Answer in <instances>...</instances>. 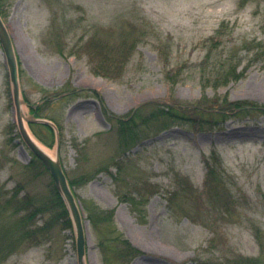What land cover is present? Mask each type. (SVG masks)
Wrapping results in <instances>:
<instances>
[{
    "label": "rangeland",
    "instance_id": "1",
    "mask_svg": "<svg viewBox=\"0 0 264 264\" xmlns=\"http://www.w3.org/2000/svg\"><path fill=\"white\" fill-rule=\"evenodd\" d=\"M0 3L23 92L42 106L43 115L56 120L52 118L54 126H61L63 143L46 145L27 122L30 131L61 159L69 177L94 174L75 189L84 212L85 264H200L234 255H262L264 264V114H236L239 110L232 107L226 111L229 116L217 117L219 125L210 126L193 111L214 108L226 99L264 105V50L260 54L255 46H264V0ZM131 24L142 38L125 57L124 69L109 78L94 73L90 40L95 29L113 33L102 40L117 49L119 33ZM220 24L224 29L218 36ZM212 37L220 46L211 61L234 47L239 52L233 64L243 72L218 87L205 84L201 72ZM206 64L211 65L206 71L215 69L214 63ZM76 88L83 93L46 100ZM153 102L182 107L194 119L152 132L130 151H120L116 118H131L136 109ZM24 106L29 115L30 106ZM13 108L0 42V182L6 190L21 184L23 193L44 195L53 179L48 172L32 181L26 165L35 154L18 134ZM76 140L84 143V151L75 147ZM211 168L221 176L212 184L223 187L228 208L217 206L223 196L211 201L207 194ZM142 196L147 197L144 204L134 203L133 198ZM84 199L114 208L113 229L93 224ZM48 217L46 213L44 220ZM121 238L140 252L128 257L120 249ZM2 259L0 264H79L76 231L56 224L40 244Z\"/></svg>",
    "mask_w": 264,
    "mask_h": 264
},
{
    "label": "trees",
    "instance_id": "2",
    "mask_svg": "<svg viewBox=\"0 0 264 264\" xmlns=\"http://www.w3.org/2000/svg\"><path fill=\"white\" fill-rule=\"evenodd\" d=\"M0 12L2 13L1 8ZM131 25L133 27H130L128 30L124 29L119 33L122 40L121 48L117 49L109 45V40H102V38L107 39L108 36L114 35L113 33L108 32L101 27H97L95 29V36L90 40V47H92L91 49L93 51L91 68L94 73L104 74V76L109 78L118 76L124 69V62L126 61L125 57L128 52L132 51L138 44L140 38H142L139 37L138 26L136 24ZM221 29H224L223 24H220L215 31L218 36L222 34ZM212 38L213 39H211V41L208 39L210 43L207 46L208 51L203 59L205 63H201V72L204 74V78L206 79V81H204L205 84H213L215 87H218L219 85L228 84L232 79H239L243 75V72L238 70V66L236 64H233L235 59L234 57L237 56L239 52L238 49H235L234 47L227 49L226 56L225 54L224 57L222 55L220 60L211 61L212 51L216 50V47L220 46L217 43L218 39H214V37ZM255 46L257 47L256 52L261 51L260 54H262L264 50L262 47L264 48V46L261 43H256ZM251 48H253V46H251ZM61 51L62 52L60 53L63 54V49H61ZM206 63H214L212 65L215 66V69L206 71L207 68L211 66ZM202 65L205 67L202 68ZM42 91L47 92L46 89H43ZM77 91L78 93H83V90ZM24 95L26 100L30 103L31 111L36 117L53 118L43 115L42 106L35 107L34 104L29 101L25 93ZM220 103L216 104L214 108L198 107L193 111L198 114L201 122L210 126L219 125L217 117L226 118L230 114L226 111L231 110L232 112L233 108L234 110H239L236 114L247 113L253 115V113L259 114V112L264 114V105L258 106V103L249 101H229L228 99H226L225 102L221 101ZM108 115L112 118L110 113H108ZM193 119V117L187 115V112H184L182 107H176L173 104L166 105L163 103L158 104L153 102L148 105L141 106L136 109V112L133 116H131V118H116V132L118 134L119 143L118 148L120 151H130L131 148L144 140L152 132L158 133L171 127L175 123L191 121ZM30 126L36 136L46 145L53 146L56 143L57 133L54 126L39 121L32 122ZM57 127L59 130V143L62 144L64 136L63 130L60 129L61 126H59V124H57ZM83 144V142L76 140L75 147L78 148V150L80 149L81 151H84ZM26 167H28L29 171L32 173V181L35 179L38 180L44 176V174L48 173V170L43 162L36 156L26 165ZM119 170H121V167ZM218 176H220V174L219 172L217 173L215 168L209 169L208 180H210L211 186L209 188V193L207 194L211 195L209 196L212 199L211 201H213L214 198L220 199V197L223 196L224 202H216L218 208L222 210L224 206L228 208L229 203L225 201L227 199L226 196L223 195L225 194V192H223V187L216 184L217 186H220V189L214 188L215 186L212 184ZM93 177L94 174L88 172L80 173L79 177H69L68 175L69 182L74 191L77 186L85 184ZM4 187V184L0 182L1 260H3L2 258H5L6 260L11 254L15 253L21 247L40 244L46 239L51 228L56 224H61L65 228L73 229V221L70 211L52 180L46 184V192L44 195L29 194L28 192L23 193L24 186L21 184H17L11 190H6ZM75 193L78 196L76 191ZM146 198V196H142L138 199L133 198V200L134 203L139 202L144 204ZM84 205L94 225L108 226L113 229L112 224H114L115 215L114 208H104L93 199H84ZM46 213H49V217L44 220ZM121 241L124 245L121 244L123 246H121L120 249L123 253H126L128 257H132L134 254L140 252V250L133 246L128 239L121 238ZM262 262V255L253 258L243 255H234L225 256L219 259H213L210 257L201 261L200 264H262Z\"/></svg>",
    "mask_w": 264,
    "mask_h": 264
},
{
    "label": "water",
    "instance_id": "3",
    "mask_svg": "<svg viewBox=\"0 0 264 264\" xmlns=\"http://www.w3.org/2000/svg\"><path fill=\"white\" fill-rule=\"evenodd\" d=\"M0 42L9 69L10 80L12 83L14 104L15 106H17V108H19L21 106V103L25 102V100L22 98L18 58L12 36L1 14H0ZM26 120L28 122H31L37 119H35L34 115H30L26 118ZM42 121L51 123V121L44 119ZM18 126L24 142L29 146V148L34 152V154L38 156L46 165L49 172L51 173V176L55 182L56 187L58 188L59 192L62 194L63 198L65 199L68 205L76 231L78 261L79 264H85L87 240L85 236L83 214L81 212L80 206L78 205L76 196L74 195V192L70 187V183L62 166V163L58 157L50 156L48 153H46L42 148H40L36 144L32 136L28 132L22 120L21 114H18Z\"/></svg>",
    "mask_w": 264,
    "mask_h": 264
},
{
    "label": "bare ground",
    "instance_id": "4",
    "mask_svg": "<svg viewBox=\"0 0 264 264\" xmlns=\"http://www.w3.org/2000/svg\"><path fill=\"white\" fill-rule=\"evenodd\" d=\"M18 114H21L22 120H23L25 126L28 128V130H29V132H30L32 138H33L34 141L36 142V144H37L40 148H42L46 153H48L50 156H52V157H56L55 152H54L50 147L44 145L41 141H39V140L33 135V133L30 131V129H29V127H28L27 120H26V118H27L28 115H27V112H26V109H25V106H24L23 103H21V106H20L19 108H17V106H14V108H13V119H14V121H16V122L18 121ZM132 240H133L134 242H136V240H135L134 238H132ZM136 243H137V242H136Z\"/></svg>",
    "mask_w": 264,
    "mask_h": 264
}]
</instances>
